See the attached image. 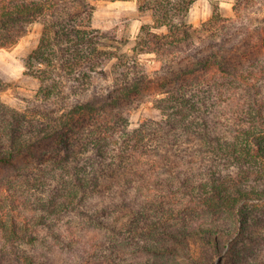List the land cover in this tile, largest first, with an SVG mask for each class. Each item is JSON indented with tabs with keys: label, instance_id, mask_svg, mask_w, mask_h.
<instances>
[{
	"label": "trees",
	"instance_id": "obj_1",
	"mask_svg": "<svg viewBox=\"0 0 264 264\" xmlns=\"http://www.w3.org/2000/svg\"><path fill=\"white\" fill-rule=\"evenodd\" d=\"M97 1L0 0V50L42 24L25 60L34 99L23 109L0 100V192L21 179L37 187L33 200L0 202V255L51 264L54 246L38 242L61 240L67 217L116 236L115 264L196 262L220 236L231 254L264 242V0H236L233 19L216 5L199 26L186 21L196 0H137L152 24L132 56L93 26ZM137 54L158 67L148 72ZM149 94L160 119L131 127L129 107ZM92 256L86 264L105 258Z\"/></svg>",
	"mask_w": 264,
	"mask_h": 264
},
{
	"label": "rangeland",
	"instance_id": "obj_2",
	"mask_svg": "<svg viewBox=\"0 0 264 264\" xmlns=\"http://www.w3.org/2000/svg\"><path fill=\"white\" fill-rule=\"evenodd\" d=\"M236 0H196L190 7L186 21L192 25L199 26L206 22L213 12L214 6L219 7L221 16L229 19L234 18L233 5ZM95 13L93 17V26L100 30L109 31L110 35L115 36V40H109L110 48L117 54L133 55L136 44V37L142 25L152 24L149 12H140L137 0H101L94 3ZM42 24L36 22L29 26L28 32L20 39L18 44L10 49L0 50V81L2 88L0 90V100L8 106L15 109H23L27 102L33 100L38 88V81L25 73V60L31 51L37 46ZM157 32H165V28L158 29ZM136 57L150 73L158 67L152 54H137ZM113 62V61H112ZM111 65L113 63H110ZM108 65L101 71L98 78L103 84L111 81V65ZM151 94V93H150ZM147 95L138 99L130 107L128 119L131 127H137L141 119H160V113L154 108L153 96ZM140 179V178H139ZM138 179V180H139ZM15 180L14 187L10 191L0 192V202H4L7 194H15L19 198L35 199L37 187L28 186L25 179ZM137 180V181H138ZM146 180H149L146 179ZM159 181L153 178V182ZM156 188H158L155 185ZM119 193L120 186L117 187ZM159 189V188H158ZM160 190H164L160 189ZM39 191V190H38ZM133 191H128L132 195ZM8 203L9 201H5ZM69 217L63 219L55 228L56 234L62 237L61 240L43 233L42 240L38 243L47 246H54L52 252L48 253L51 264H86L93 254L102 252L105 258L99 260L97 264H115L118 252V238L110 234L107 230L92 228L90 225H76L75 222H69ZM70 224V226H69ZM227 241L220 236V239L213 247H199L197 250L198 261L187 259L185 256H170L167 263L174 264H257L264 262V242L246 241L239 242L238 249L234 254L229 253ZM124 243H129L128 239L121 241L124 251L128 250ZM2 239L0 236V246ZM48 246V247H49ZM45 252V249H43ZM92 256V257H93ZM178 262V263H177ZM0 264H10L9 259L0 255Z\"/></svg>",
	"mask_w": 264,
	"mask_h": 264
}]
</instances>
